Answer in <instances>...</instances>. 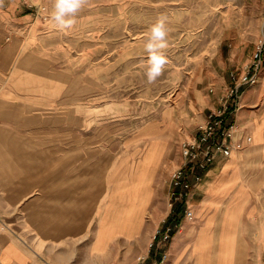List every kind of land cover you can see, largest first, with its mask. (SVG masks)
<instances>
[{"label": "crops", "instance_id": "0c3cea01", "mask_svg": "<svg viewBox=\"0 0 264 264\" xmlns=\"http://www.w3.org/2000/svg\"><path fill=\"white\" fill-rule=\"evenodd\" d=\"M29 4L0 0V264H138L139 256L144 264H264V58L258 82L241 87L235 116L252 141L196 171L172 238L151 246L173 210L177 160L166 128L147 124L136 134L145 144L123 154L82 126V97L96 80L82 85L41 52ZM155 139L162 155L140 178Z\"/></svg>", "mask_w": 264, "mask_h": 264}, {"label": "rangeland", "instance_id": "374dc122", "mask_svg": "<svg viewBox=\"0 0 264 264\" xmlns=\"http://www.w3.org/2000/svg\"><path fill=\"white\" fill-rule=\"evenodd\" d=\"M22 2L32 3L28 10L40 22L41 52L80 74L82 85L88 76L96 80L95 89L84 93L90 96L82 97V126L96 127L126 154L145 144L136 137L141 128L159 122L176 168L182 142L220 107L231 72L242 71L264 39V0H89L75 26L64 32L47 18L52 0ZM162 15L170 29L168 63L149 84L143 45ZM148 129L155 133L157 125ZM162 145L159 139L151 142L137 166L138 177L152 176ZM167 162L166 157L158 174L163 182L169 178Z\"/></svg>", "mask_w": 264, "mask_h": 264}, {"label": "built area", "instance_id": "2783aa9c", "mask_svg": "<svg viewBox=\"0 0 264 264\" xmlns=\"http://www.w3.org/2000/svg\"><path fill=\"white\" fill-rule=\"evenodd\" d=\"M264 57V39L255 50L251 61L242 71H232L231 84L220 97L221 105L212 110L201 123L193 138L182 142V163L173 170L170 177L169 206L173 209L177 203L184 204L192 189V177L200 179L196 171L206 170L218 155L230 156L233 149H240L252 141L248 134L240 133L236 124V112L240 109L241 87L258 82ZM185 216L193 219V211L185 209ZM163 228L155 232L151 246L167 242L172 238L175 226L164 222ZM165 257V255H163ZM145 258L138 257V264H144Z\"/></svg>", "mask_w": 264, "mask_h": 264}, {"label": "clouds", "instance_id": "9594fccd", "mask_svg": "<svg viewBox=\"0 0 264 264\" xmlns=\"http://www.w3.org/2000/svg\"><path fill=\"white\" fill-rule=\"evenodd\" d=\"M89 3V0H52L48 20L52 26L64 32L76 24L77 15ZM168 18L160 16L149 30L143 49L147 54L145 75L149 84L154 83L164 72L168 63Z\"/></svg>", "mask_w": 264, "mask_h": 264}, {"label": "trees", "instance_id": "16d2710c", "mask_svg": "<svg viewBox=\"0 0 264 264\" xmlns=\"http://www.w3.org/2000/svg\"><path fill=\"white\" fill-rule=\"evenodd\" d=\"M183 209H184V204L177 203L175 205V207L173 208L171 214L169 215L167 222L171 225H174V226L179 224L180 219H181V213H182Z\"/></svg>", "mask_w": 264, "mask_h": 264}]
</instances>
